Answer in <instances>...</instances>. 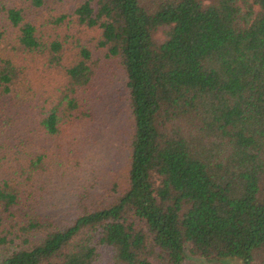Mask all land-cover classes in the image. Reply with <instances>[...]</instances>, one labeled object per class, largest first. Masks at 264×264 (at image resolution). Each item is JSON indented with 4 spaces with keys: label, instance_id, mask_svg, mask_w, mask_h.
I'll use <instances>...</instances> for the list:
<instances>
[{
    "label": "trees",
    "instance_id": "trees-1",
    "mask_svg": "<svg viewBox=\"0 0 264 264\" xmlns=\"http://www.w3.org/2000/svg\"><path fill=\"white\" fill-rule=\"evenodd\" d=\"M73 4L0 0L1 264H264V0ZM113 65L122 180L102 203L73 187L59 217L44 193L80 165Z\"/></svg>",
    "mask_w": 264,
    "mask_h": 264
},
{
    "label": "rangeland",
    "instance_id": "rangeland-1",
    "mask_svg": "<svg viewBox=\"0 0 264 264\" xmlns=\"http://www.w3.org/2000/svg\"><path fill=\"white\" fill-rule=\"evenodd\" d=\"M75 0H47V9L41 13L51 12L53 14L71 12ZM30 14V13H29ZM36 13L30 17H36ZM111 72L102 71L96 80L95 91V119L88 123L86 146L81 147L83 152L80 165L74 163V167L67 172L63 180L52 182V187L44 194L51 196L46 211L57 214L59 217H69L80 210V203L76 197L72 198L73 187L85 183L88 192L79 202L102 203L104 198L112 193L110 191L113 180H122L123 166L126 161V129L128 125V112L124 104V85L118 67L111 66ZM74 168V170H73ZM71 183V184H69ZM69 184V185H68ZM54 185V187H53ZM83 187V185H82ZM73 189V190H72ZM77 189V188H75ZM75 193V192H74ZM109 199V198H108ZM78 203V204H77ZM98 203V202H97ZM12 245H0V264L7 248ZM223 264H241L237 258H224ZM184 264H213L196 257H186Z\"/></svg>",
    "mask_w": 264,
    "mask_h": 264
}]
</instances>
